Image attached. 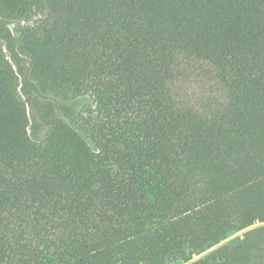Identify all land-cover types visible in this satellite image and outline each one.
<instances>
[{
  "label": "trees",
  "instance_id": "trees-1",
  "mask_svg": "<svg viewBox=\"0 0 264 264\" xmlns=\"http://www.w3.org/2000/svg\"><path fill=\"white\" fill-rule=\"evenodd\" d=\"M0 18L62 105L33 140L0 44V264H264V0H0Z\"/></svg>",
  "mask_w": 264,
  "mask_h": 264
},
{
  "label": "rangeland",
  "instance_id": "rangeland-1",
  "mask_svg": "<svg viewBox=\"0 0 264 264\" xmlns=\"http://www.w3.org/2000/svg\"><path fill=\"white\" fill-rule=\"evenodd\" d=\"M16 27L15 24L0 18V44L4 49L8 61L12 64L18 75L19 92L22 99L26 102L28 110V133L33 140L40 141L47 135L51 121L58 118L62 105L57 103L54 97L42 93L37 88L30 74L28 61L17 50ZM78 102H86L85 104L87 106H93L90 99L88 101L80 100ZM240 237H242V233L233 236L226 243Z\"/></svg>",
  "mask_w": 264,
  "mask_h": 264
}]
</instances>
